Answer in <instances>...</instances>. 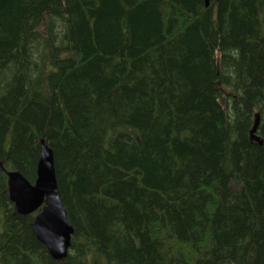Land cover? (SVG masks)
I'll return each instance as SVG.
<instances>
[{
    "label": "trees",
    "instance_id": "16d2710c",
    "mask_svg": "<svg viewBox=\"0 0 264 264\" xmlns=\"http://www.w3.org/2000/svg\"><path fill=\"white\" fill-rule=\"evenodd\" d=\"M0 24V264H264V0H0ZM41 141L61 262L6 187Z\"/></svg>",
    "mask_w": 264,
    "mask_h": 264
},
{
    "label": "water",
    "instance_id": "95a60500",
    "mask_svg": "<svg viewBox=\"0 0 264 264\" xmlns=\"http://www.w3.org/2000/svg\"><path fill=\"white\" fill-rule=\"evenodd\" d=\"M208 3L209 0H205L206 7ZM258 125L259 115L256 114L250 138L261 143L256 136ZM5 176L8 198L15 212L20 216H32L31 230L36 239L54 261H63L70 248L73 227L60 199L52 149L44 141L40 142L33 184L18 170H8Z\"/></svg>",
    "mask_w": 264,
    "mask_h": 264
}]
</instances>
